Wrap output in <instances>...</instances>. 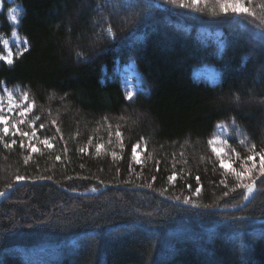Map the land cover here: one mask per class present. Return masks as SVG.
I'll return each instance as SVG.
<instances>
[{
	"label": "trees",
	"instance_id": "trees-1",
	"mask_svg": "<svg viewBox=\"0 0 264 264\" xmlns=\"http://www.w3.org/2000/svg\"><path fill=\"white\" fill-rule=\"evenodd\" d=\"M130 3L134 0L3 4L0 35L15 29L29 43L12 65L0 61V89L29 93L35 107L28 120L40 117L33 140L40 151L30 153L19 142L4 148L11 136L0 141V191L14 186L16 175L52 180L23 183L1 198L0 264H264V178L246 206L234 211L164 199L180 196L182 202L187 195L220 209L243 201L242 190L231 191L236 180L219 167L207 141L218 123L234 119L257 151L264 148L260 31L248 17L213 20L169 7H154L126 24L125 17L143 8V0L131 8ZM13 4L20 6L15 27L6 19ZM247 6L264 18V0H249ZM201 7L219 11L214 3ZM217 31L223 47L205 35ZM129 57L140 82L131 101L120 74ZM199 66L216 69L215 84L194 77ZM20 127L31 131L28 123ZM45 137L53 148L40 143ZM241 139L231 130L225 148L241 157L250 154L249 142L242 145ZM97 144L103 145L99 152ZM133 145L143 148L140 164L132 159ZM226 158L236 160L231 152ZM235 166L239 169V161ZM172 172L175 182L167 180ZM104 186L97 194H75ZM197 186L202 192L192 196Z\"/></svg>",
	"mask_w": 264,
	"mask_h": 264
},
{
	"label": "snow or ice",
	"instance_id": "snow-or-ice-1",
	"mask_svg": "<svg viewBox=\"0 0 264 264\" xmlns=\"http://www.w3.org/2000/svg\"><path fill=\"white\" fill-rule=\"evenodd\" d=\"M209 0H143V8L139 11H133L131 12L127 17H125V23L126 24H134L137 21L135 20V17L141 16L143 14H146L149 12L152 8H162V7H169L173 8L175 10H184L187 13L191 14H197L198 16H206L208 19H218L221 17L231 18L233 21H237L239 18L248 17L250 18L248 23H254L258 30L260 31V35L258 36V39H260L262 42H264V18H260L256 16V13L253 12L247 5L249 0H215V4L218 7L219 11H216L213 9L211 12H205V8L201 7V5H207ZM140 3V0H134V3H130L127 5V7L131 8L134 6H138ZM10 12H15L16 9H9ZM13 20H17L18 17L13 15ZM178 31H184L187 32L189 29L187 26L184 25H176L175 26ZM107 32L110 36L114 38L115 34L113 32L112 28H108ZM205 35L213 38L220 47H223V33L222 32H208L205 33ZM139 39H143V36L141 35L138 37ZM28 40L27 38H17L16 40V46L18 48L17 51H13V48L10 46L8 40H3V45L5 52H0V61L6 62L8 65H12L14 63V56L20 57L25 52L28 51ZM23 44V47H20V45ZM6 53V54H5ZM78 58L83 57V53H77ZM129 60L131 61L128 65V68L131 70V75H135V59L133 57H129ZM211 80L215 81V77H211ZM142 83V81H141ZM126 88H128L126 92V99L131 101L134 98V91L131 90L130 83L126 84ZM6 97V101H5ZM238 99V97H237ZM35 107V104L33 101H30L29 99V93L27 91L20 92L19 99L14 95V93L10 90H8L7 87L3 89V92L0 93V141H5V139L9 136L13 137V139L10 140V142H6L3 144L4 148H12L19 142V146L21 148H27L30 153H38L40 149L37 147V144L33 142L34 138L38 137L37 132V124L36 122L40 120L39 116H36L32 120H28V116L30 113L33 112V109ZM28 123L31 131H23L20 127L21 125ZM52 124L55 125L56 121L53 120ZM44 124H39L40 129H44ZM218 128L221 130L226 131L228 127H231L233 130V135L238 137H244V139H241L239 141L240 144H245L246 141H248V137L245 134V131L243 128H241L238 124H236L235 120L233 119L231 121L230 125H225L224 123H219L217 125ZM57 132L60 131L59 128L56 129ZM121 133L119 131L116 132L117 137H121ZM15 137H19V141L15 139ZM25 138H27L28 142L25 144ZM61 139L63 137L61 136ZM250 147L248 149L249 153L246 156L241 157V154L237 151H235L234 148L232 149H226L223 146H217V145H227L228 140L223 139L221 136H214L212 139H209L207 141L208 145L211 146L212 153L215 154L216 157L219 158V167L225 171L226 174H231L234 176L236 180L235 187L231 189L232 192H236L237 190H242V200L247 201L250 199L251 195L254 193L257 187L258 181H261V178H264V148L257 151L256 145L254 143H251ZM41 144H43L45 147L51 149L54 147V145L50 142L49 138L45 137L43 140L40 141ZM103 145L97 144L96 145V151L99 152ZM137 147L138 145L132 146V159L137 163L140 164L141 160L140 157L137 155ZM85 148H81L80 152H85ZM227 152H231L235 155L236 160L227 159L226 155ZM116 152H112V156L116 157ZM257 157L259 158L257 160ZM61 157L58 155L56 156V160H60ZM237 161L240 163L239 169L235 166ZM26 164L28 163V157H25ZM157 170L159 168L157 167ZM119 171V169H117ZM67 179L71 180L72 177H67ZM86 179V178H85ZM153 180L156 179V177H152ZM177 179V173L172 172L171 175L167 177V180L169 182H175ZM197 184L200 183V176L195 177ZM36 180H52L51 176H38V177H31V176H24V175H16L15 176V182L16 183H24V182H34ZM100 184H104V181L100 180ZM221 184H224L227 186V180L222 179L220 181ZM147 187L151 188L152 185L148 184ZM189 188L192 186L189 185ZM13 184H8L7 189H12ZM91 191L95 192L97 189L93 187ZM202 192V187L197 186L195 187V191L192 193V196H199ZM164 192H161V195H163ZM8 195V191H0V197H5ZM224 197L229 196V192L225 191L223 192ZM170 199H174L176 201H180V196H174L169 197ZM182 203L185 205L191 204L193 207L197 208H211L213 205L209 204H198L195 199H193L190 196H184ZM219 206V205H216ZM242 206H246L243 205ZM234 220L240 221L241 223L244 220V217H234Z\"/></svg>",
	"mask_w": 264,
	"mask_h": 264
},
{
	"label": "rangeland",
	"instance_id": "rangeland-1",
	"mask_svg": "<svg viewBox=\"0 0 264 264\" xmlns=\"http://www.w3.org/2000/svg\"><path fill=\"white\" fill-rule=\"evenodd\" d=\"M4 2L10 3V2H12V0H0V11L2 10V7H3ZM209 3L211 5H213V3L215 4V0H210ZM9 9H16V11L13 13V12H10ZM9 9L6 12V19H7V22L11 26L15 27L16 24H17V20L18 19L17 20H13L12 17H13V15L19 17V14H20V6L19 5H16V4H13V5L10 6ZM18 37L19 38H22L16 32L15 29H13L9 34H6V35L1 34L0 35V52H5L4 45H3V40H8L10 46L13 48V51L14 52L17 51L18 48L16 46V40H17ZM23 46H24L23 44L20 45V47H23ZM128 65H129V63L126 64V65L121 66V68H120L121 83H122V87H123V90H124L125 95H126V92L128 90V88H126V84H128V83H130L131 90H133L134 93L137 90L140 89L139 74H138V72L136 71V68H135V75H131L130 74L131 73V70L128 68ZM193 75L197 79L206 80L209 84H214L217 81V72L213 71L212 68L209 67V66L197 67L194 70ZM211 77H215L216 78L215 81L211 80L210 79ZM4 88H5L4 86L1 87L0 93L3 92V89ZM8 90L12 91L14 93V95L17 97V99H19V96H20V92L21 91L19 90L18 87H11V88H8ZM5 101H6V97H5ZM217 125L215 127V132H214L213 137L214 136H221L223 139L227 140V138L230 135V132H231L232 128L231 127H228V129L226 131H224V130H221L220 128H218ZM217 146H223V147H225V145H217ZM142 151H143V148L142 147H137V155L139 157L141 156L140 152H142Z\"/></svg>",
	"mask_w": 264,
	"mask_h": 264
},
{
	"label": "water",
	"instance_id": "water-1",
	"mask_svg": "<svg viewBox=\"0 0 264 264\" xmlns=\"http://www.w3.org/2000/svg\"><path fill=\"white\" fill-rule=\"evenodd\" d=\"M24 183H26V182H24ZM21 184H23V183H16V184H14V186H13V188L15 187V186H18V185H21ZM107 186H104V187H102V188H100L99 190H97V191H95V192H76L75 194H77V195H93V194H97L98 192H100L101 190H103V189H105ZM12 188V189H13ZM12 189H6L7 191H8V193L12 190ZM254 193H255V191H254ZM253 193V194H254ZM253 194L251 195V197L253 196ZM251 197H250V199H251ZM0 199H1V197H0ZM164 199H166L167 201H169V202H172V203H174V204H177V205H181V206H185V207H189V208H194V209H201V210H209V211H213V210H221V211H234V210H236V209H238V208H241L242 207V204L244 205V204H246V202L247 201H249V200H247V201H242L240 204H238V205H235V206H230V207H226V208H222V209H220V208H207V209H204V208H197V207H193L191 204H188V205H185V204H183L181 201H176V200H172V199H168V198H164Z\"/></svg>",
	"mask_w": 264,
	"mask_h": 264
},
{
	"label": "bare ground",
	"instance_id": "bare-ground-1",
	"mask_svg": "<svg viewBox=\"0 0 264 264\" xmlns=\"http://www.w3.org/2000/svg\"><path fill=\"white\" fill-rule=\"evenodd\" d=\"M86 192V191H85ZM88 192H92V191H88ZM235 206V205H234ZM239 209V208H238Z\"/></svg>",
	"mask_w": 264,
	"mask_h": 264
}]
</instances>
